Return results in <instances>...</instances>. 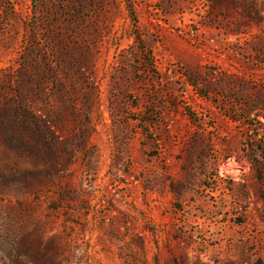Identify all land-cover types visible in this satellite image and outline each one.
<instances>
[{
    "label": "rangeland",
    "instance_id": "1",
    "mask_svg": "<svg viewBox=\"0 0 264 264\" xmlns=\"http://www.w3.org/2000/svg\"><path fill=\"white\" fill-rule=\"evenodd\" d=\"M249 3L0 0V264H264Z\"/></svg>",
    "mask_w": 264,
    "mask_h": 264
},
{
    "label": "trees",
    "instance_id": "2",
    "mask_svg": "<svg viewBox=\"0 0 264 264\" xmlns=\"http://www.w3.org/2000/svg\"><path fill=\"white\" fill-rule=\"evenodd\" d=\"M255 1H256V0H249V2H251V3H249V4H250V7H251V8H250L251 10L256 9ZM249 4H248V5H249Z\"/></svg>",
    "mask_w": 264,
    "mask_h": 264
}]
</instances>
